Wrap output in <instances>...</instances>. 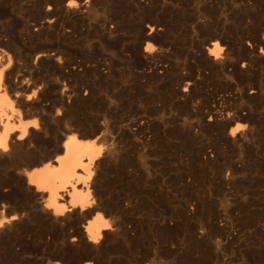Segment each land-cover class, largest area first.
I'll use <instances>...</instances> for the list:
<instances>
[{
    "label": "bare ground",
    "instance_id": "obj_1",
    "mask_svg": "<svg viewBox=\"0 0 264 264\" xmlns=\"http://www.w3.org/2000/svg\"><path fill=\"white\" fill-rule=\"evenodd\" d=\"M23 3L0 15V264H264V0L0 12Z\"/></svg>",
    "mask_w": 264,
    "mask_h": 264
},
{
    "label": "rangeland",
    "instance_id": "obj_2",
    "mask_svg": "<svg viewBox=\"0 0 264 264\" xmlns=\"http://www.w3.org/2000/svg\"><path fill=\"white\" fill-rule=\"evenodd\" d=\"M0 15H38V14L36 13L35 10H32L30 6H27L26 3H23L18 8H16L14 11H12L11 14L0 12ZM139 112H140L139 110H135L127 114L126 117L128 118L136 117L140 114Z\"/></svg>",
    "mask_w": 264,
    "mask_h": 264
}]
</instances>
